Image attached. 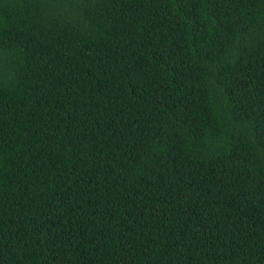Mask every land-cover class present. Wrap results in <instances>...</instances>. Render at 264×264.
Instances as JSON below:
<instances>
[{"label": "trees", "instance_id": "1", "mask_svg": "<svg viewBox=\"0 0 264 264\" xmlns=\"http://www.w3.org/2000/svg\"><path fill=\"white\" fill-rule=\"evenodd\" d=\"M0 264H264V0H0Z\"/></svg>", "mask_w": 264, "mask_h": 264}]
</instances>
